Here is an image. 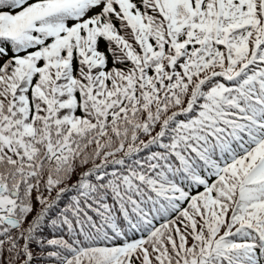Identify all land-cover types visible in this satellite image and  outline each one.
<instances>
[{
	"label": "snow or ice",
	"instance_id": "snow-or-ice-1",
	"mask_svg": "<svg viewBox=\"0 0 264 264\" xmlns=\"http://www.w3.org/2000/svg\"><path fill=\"white\" fill-rule=\"evenodd\" d=\"M0 264H264V0H0Z\"/></svg>",
	"mask_w": 264,
	"mask_h": 264
}]
</instances>
